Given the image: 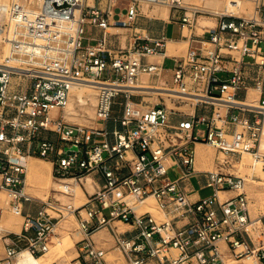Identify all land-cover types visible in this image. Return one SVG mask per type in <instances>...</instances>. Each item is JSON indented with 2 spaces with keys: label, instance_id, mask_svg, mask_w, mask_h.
I'll return each mask as SVG.
<instances>
[{
  "label": "built area",
  "instance_id": "1",
  "mask_svg": "<svg viewBox=\"0 0 264 264\" xmlns=\"http://www.w3.org/2000/svg\"><path fill=\"white\" fill-rule=\"evenodd\" d=\"M227 1L238 12L192 0L0 4L7 47L0 58V192L8 193V208L21 215L22 203L34 200L23 192L21 156L50 161L54 179L66 181V197L86 177L94 187L76 207L54 196L38 200L18 233L0 229V264H14L24 249L45 254L69 214L78 236L73 264H264V212L252 217L245 177L221 169L247 154L264 171V0ZM142 4L166 5L180 37L200 18L214 24L190 34L183 54L166 56L164 34L135 33L140 18L156 19L141 13ZM119 29L130 31L123 46ZM154 56L161 60H148ZM165 58L169 99L188 102L189 110L167 106L162 95L147 103L149 93L135 90L141 75L160 76ZM79 83L96 89V126L61 114ZM196 144L226 159H215L216 170L196 169ZM172 167L176 178L168 175ZM203 189L212 192L200 196ZM148 198L157 215L144 205Z\"/></svg>",
  "mask_w": 264,
  "mask_h": 264
},
{
  "label": "bare ground",
  "instance_id": "2",
  "mask_svg": "<svg viewBox=\"0 0 264 264\" xmlns=\"http://www.w3.org/2000/svg\"><path fill=\"white\" fill-rule=\"evenodd\" d=\"M10 2V0H0V4H7ZM193 3L203 6V7H209L215 12H220L222 10L226 11H233V12H238L237 9L233 8L232 5L227 1V0H192ZM241 7L244 6H249L248 3L246 2H240L239 3ZM159 7H156L152 10H149L146 8L145 5L141 6V11L145 14L147 13V16L154 17L156 19H160L163 21L168 20V9L166 5H158ZM214 24V20L211 18H200L196 24V30L198 33L202 32L203 27H212ZM183 30V29H182ZM189 31V30H188ZM182 36L185 37V39L179 40V41H173V40H165V54L166 56H172V55H178V54H183V52L186 51L187 46H188V39L187 37L190 35V33H187L186 30L181 31ZM1 47V54L2 56L6 55L7 53V47L5 45L0 44ZM140 79V78H139ZM144 81V80H143ZM143 87H140L139 85L135 86V90L141 91ZM149 90H157L156 95H165L167 98H169L170 94L168 92V87L167 85H150L148 86ZM95 93L96 89L93 85L88 84V83H79L78 85L72 87L70 89L69 93V98L66 106L63 108L61 111L62 116L67 122L74 123V124H79V125H84V126H91V125H96L95 124V119L93 115L94 111V106H95ZM149 94H155L153 92H149ZM170 100V99H169ZM75 105L80 108V110L88 116V118L92 119V122L88 124L84 120H82L79 113V109L76 110ZM51 113L53 115L58 114V110L55 108L51 109ZM202 146H206L207 149L205 148L204 150H208L210 148L209 145L206 144H196L195 145V167L196 169L199 170H204V171H213L217 169L218 162H216L215 158L207 152H204L202 150ZM211 150V149H210ZM209 151V150H208ZM210 152V151H209ZM21 159H23L24 166H25V184H24V189L23 192L27 197L30 198H38L41 200V198H45L46 194L43 193L41 189H45L46 191L52 190L55 192H58L60 194H63L64 190V182H58L55 180V182L50 180L51 173V163L50 161H46L45 159L41 157H32V156H21ZM217 160H220L221 162L224 161L223 158H217ZM232 167L234 166L235 169L238 171L240 170H245V165L247 166L246 163H244V160H239L235 161L232 160ZM237 164V168L235 167ZM222 168V166H221ZM239 168V169H238ZM259 169V166L257 167ZM259 172L264 173V171L259 169ZM52 178V177H51ZM91 178L86 177L85 180L83 181L82 186L80 187L79 185L75 184L72 185L71 189L73 190V193L75 194H80L83 196V190H86L88 192H92V184H91ZM50 192V191H49ZM55 194V193H53ZM222 195V193H220ZM9 199V195L5 191L0 192V208H4L5 205L7 204ZM43 200V199H42ZM79 200V199H78ZM261 205L262 208H264V196L260 197ZM81 203H77V206L80 205ZM144 205H148L150 211L154 214L157 215L156 210H154V203L151 200V198H148L145 200ZM6 210H2V216L0 220V229L5 231V232H14L16 233V226L11 221L10 218H6ZM11 211V210H10ZM13 215L15 218L19 221L22 219V216L19 215L18 213L13 212ZM250 215L252 217L256 216V211L255 210H250ZM73 218L71 214H69L63 222L59 224L58 228H62L64 223H67L66 219ZM17 224V223H16ZM58 233V232H57ZM77 235V232L75 231L74 233ZM101 233H97L94 235V237L100 236ZM70 247L74 246L73 244L69 245ZM50 252L47 251L45 254L41 256H33L31 255L27 250H22L19 252V254L16 257L15 262L17 261L18 264H34L35 261L38 259L40 260V264H46V256ZM39 264V263H38Z\"/></svg>",
  "mask_w": 264,
  "mask_h": 264
},
{
  "label": "rangeland",
  "instance_id": "3",
  "mask_svg": "<svg viewBox=\"0 0 264 264\" xmlns=\"http://www.w3.org/2000/svg\"><path fill=\"white\" fill-rule=\"evenodd\" d=\"M142 5H145L146 8L149 9V10H152V9H154L156 7H159L158 5H154V6H149V5H146V4H142ZM141 13L143 15H145L146 17H150V16H147V13L144 14L142 11H141ZM159 23L162 25V22H159V21H153V20H147L146 18H140L137 21V24L134 25V27H136L135 33H137L138 35H144L145 31L142 28H139L141 25L149 26V25L159 24ZM195 28H196V26H195ZM183 30H186L187 33L191 34V32L188 31L189 28L184 27ZM183 30L181 29L182 32H183ZM107 31L113 33L116 30L108 29ZM193 32L195 34H200L201 33V32L198 33V31L196 29L194 31H192V34H193ZM117 33H118L117 36L119 37L120 43L123 46L125 44V37L129 36L130 31L126 30V29H124V30H120L119 29V30H117ZM166 34H167V36H177L178 35V30H177V28L175 26H169L167 28V33ZM182 39H185V37H179L177 39H170V40L179 41V40H182ZM168 40H169V38H168ZM166 41H167V39H166ZM1 57H2V54H1V47H0V58ZM169 64L170 63H167L166 66L169 67L170 66ZM163 97H164L163 99H164L165 103L167 104V106H176V107H178L180 109L189 110V106L186 105L188 102H184V101L183 102L182 101H174L173 102V101H170L169 98H167V96L164 95ZM135 101H137V100H135ZM145 101H147V103L154 104V103H157V102L163 101V100L162 99L159 100V98H157L156 94H149V95L145 96ZM75 108H76V110H78V109L80 110V108L77 107V105H75ZM186 112H189V111H186ZM79 113L81 114L80 115L81 117H79V118H81L82 120L85 119L84 121L87 122L88 124H90V122H92V119L88 118V116L86 114H84L81 110L79 111ZM93 115H94V113H93ZM93 117L95 119V116H93ZM92 126H94V125H92ZM49 137L52 140H54V141L56 140L55 136H53V135H50ZM201 148H202V150L204 152L210 153L215 159L216 158L226 159V157L223 154H218V152L215 149H213L212 147H210V146L208 147V148L211 149V150L208 149L210 152L208 150H204L205 148L207 149L206 146H202ZM31 156L32 157H39L37 155H31ZM45 160L48 161L47 159H45ZM239 160H241V161L244 160V163L247 164V166L245 165V168H246L245 170L238 171L237 169H235V168H233L231 166H225V165H223L221 169L223 171H235L238 175H241V176L245 177V180H246V183H247L246 184V186H247L246 188L248 190L249 195L253 198L251 203H250V210H255L256 211V216H257V213L259 211L264 212V208H262V205H261L262 201L260 200V197L264 196V173L259 172L260 166L258 164H256V163H254L249 155L242 154L241 157H239V156L236 157L235 161H239ZM22 161H23V159H22ZM258 166H259V169L257 168ZM235 167L236 168L238 167L237 164H236ZM50 173H51V169H50ZM168 175L171 178H176L177 176L180 175V172H179V170L176 167H172V168H170L168 170ZM254 175H257L261 180L253 181L252 176H254ZM51 177H50V180L52 182L53 181L55 182V179L52 176V174H51ZM91 184H92V181H91ZM191 184H192V186L195 189L198 188V184L196 183L195 179L191 180ZM41 190L43 191V193L46 194L45 198H41V200L42 199L45 200L47 197L50 198V197L54 196L56 199H59L62 203H72V201H74V200H75V203H82L84 201V195L81 196L80 194H78V195L75 194L74 199L70 200V198H66V196L64 194H60V193L52 191V190L46 191L44 188L41 189ZM211 192H212L211 189H203V190L199 191V194H200V196H207ZM53 193H55V194H53ZM34 199H38V198L35 197ZM153 203H154V201H153ZM74 206L76 207L77 204H75ZM4 209L6 210L5 212H7L6 213V218H10L11 221H13V223L16 226V233H18L20 231V229H21L22 219H20L18 221L15 218V216L13 215L12 210L10 208H8L7 204L5 205L4 208L1 207V211L2 210L4 211ZM153 209L155 210V206H154ZM67 220H69V221H67ZM66 221H67V223H64L63 227L59 228V230H57L58 234L56 235V238L53 239V244L49 248V252L50 253L46 256V264H49V263L50 264H73L76 261L75 260V258H76L75 247L74 246H72V247L69 246L71 244L74 245L75 241H77V239H78V236L74 234L75 231H76L75 230L76 222H75V219L72 218V217L70 219H66ZM40 260H38L35 263H39L40 264Z\"/></svg>",
  "mask_w": 264,
  "mask_h": 264
},
{
  "label": "crops",
  "instance_id": "4",
  "mask_svg": "<svg viewBox=\"0 0 264 264\" xmlns=\"http://www.w3.org/2000/svg\"><path fill=\"white\" fill-rule=\"evenodd\" d=\"M153 21L162 22V25L159 23V24H153V25H149V26H147V25H144V26L141 25L139 27V28H142L145 31V34H147L148 37H151V38H159L163 34L165 35L166 39H168V38L169 39H177V38L180 37V35H179V32L180 31H179L178 26L176 24L171 23L168 20L167 21H163V20H160V19H155ZM169 26H175L177 28V30H178V35L177 36H167L166 33H167V28ZM189 38H190V35L187 37V39H188V44H191ZM178 55H181V54H178ZM148 60L149 61H153V62H157V61H160L161 58L160 57H157V56H154V57H148ZM167 63H170L169 64L170 65L169 67L166 66ZM164 65H165V68L166 69L163 70V71H161L159 77H156L154 75H141L140 76L138 85L140 87H143L141 89L142 92H144V93L153 92V93L156 94V92H158V91L157 90H149V89H147L148 86H150V85H164V84L170 85L171 84V71H170L171 61H170L169 58H165L164 59ZM93 189H94V187L92 186V190ZM74 197H75V193H73V197H66V198H70V200H72V199H74ZM38 200L39 199H34L33 201L23 202L22 203V214H21V216H25V215L34 216L36 214L38 208H39V202H38ZM72 204L75 205L77 203H75V200H74V201H72ZM1 216H2V211H1ZM58 230H59V228H58ZM74 247H75V243H74ZM75 251H76V247H75ZM37 261H38V259L35 262H37ZM14 264H18L17 261L14 262ZM34 264H38V263H34Z\"/></svg>",
  "mask_w": 264,
  "mask_h": 264
}]
</instances>
